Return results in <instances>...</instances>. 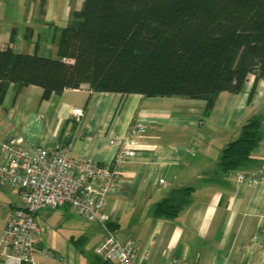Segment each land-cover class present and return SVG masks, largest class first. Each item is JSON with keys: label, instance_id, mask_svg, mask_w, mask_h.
Listing matches in <instances>:
<instances>
[{"label": "crops", "instance_id": "obj_1", "mask_svg": "<svg viewBox=\"0 0 264 264\" xmlns=\"http://www.w3.org/2000/svg\"><path fill=\"white\" fill-rule=\"evenodd\" d=\"M82 1L47 0L40 14L37 0H0V49L57 58L67 15ZM252 81L250 75L240 92L221 91L207 115L205 103L196 99L86 87L44 98L37 85L17 95L10 88L0 104V142L20 134L26 148L42 145L50 150L70 141L72 156L108 163L117 141L133 121H141L144 131L134 140L135 155L123 164L118 186L104 205L117 239L139 242L130 264H167L171 257L196 264H264V79L250 95ZM75 107L82 108L79 119L71 115ZM255 115L263 128L252 153L256 161L245 170L223 174V182H203V176L219 174L222 149ZM256 170L261 172L258 180H239L240 174ZM187 186L194 187L191 202L177 217H154L159 201ZM23 206L17 189L0 185V231L10 211ZM35 218L41 227L37 248L55 253L40 264H102L95 254L104 238L99 224L65 207L42 208Z\"/></svg>", "mask_w": 264, "mask_h": 264}, {"label": "trees", "instance_id": "obj_2", "mask_svg": "<svg viewBox=\"0 0 264 264\" xmlns=\"http://www.w3.org/2000/svg\"><path fill=\"white\" fill-rule=\"evenodd\" d=\"M37 1L42 14L47 0ZM250 75L251 95L264 79V0H83L67 15L57 58L0 49V104L10 88L17 95L37 85L46 98L86 87L201 100L207 115L221 91L240 92ZM261 121L255 115L241 126L221 151L219 174L203 182H223L256 161ZM193 190H172L154 217H177Z\"/></svg>", "mask_w": 264, "mask_h": 264}, {"label": "built area", "instance_id": "obj_3", "mask_svg": "<svg viewBox=\"0 0 264 264\" xmlns=\"http://www.w3.org/2000/svg\"><path fill=\"white\" fill-rule=\"evenodd\" d=\"M72 117L79 119L82 108L75 107ZM144 131V124L135 120L127 135L117 141V148L108 163L92 158H76L70 154L71 143L57 144L53 149L42 145L26 148L23 137L16 134L0 142V185L18 190L23 208L10 211L0 231L2 264H40L44 257H54L48 247L37 248L41 232L37 212L45 207H65L82 220L97 223L104 238L95 254L109 264L134 262L139 242L131 237L117 239L109 227L110 218L104 211L107 195L118 186L123 164L135 155L134 140ZM261 172L240 174L239 180L256 181ZM163 183V179L158 180ZM167 264H196L171 257Z\"/></svg>", "mask_w": 264, "mask_h": 264}, {"label": "rangeland", "instance_id": "obj_4", "mask_svg": "<svg viewBox=\"0 0 264 264\" xmlns=\"http://www.w3.org/2000/svg\"><path fill=\"white\" fill-rule=\"evenodd\" d=\"M54 34H59V30L57 29L56 33H54ZM54 34H51V36H54ZM93 259H94V256H93Z\"/></svg>", "mask_w": 264, "mask_h": 264}]
</instances>
